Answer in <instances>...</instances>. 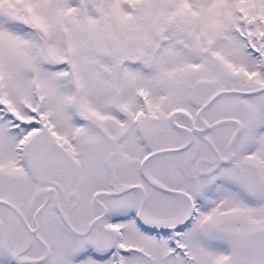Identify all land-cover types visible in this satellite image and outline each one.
<instances>
[{"label": "snow or ice", "instance_id": "1", "mask_svg": "<svg viewBox=\"0 0 264 264\" xmlns=\"http://www.w3.org/2000/svg\"><path fill=\"white\" fill-rule=\"evenodd\" d=\"M0 264H264V0H0Z\"/></svg>", "mask_w": 264, "mask_h": 264}]
</instances>
